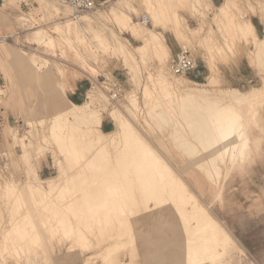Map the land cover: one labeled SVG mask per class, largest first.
Wrapping results in <instances>:
<instances>
[{
  "label": "bare ground",
  "instance_id": "6f19581e",
  "mask_svg": "<svg viewBox=\"0 0 264 264\" xmlns=\"http://www.w3.org/2000/svg\"><path fill=\"white\" fill-rule=\"evenodd\" d=\"M176 1L182 2L183 4L189 3V0H176ZM196 1L199 2V0H196ZM13 2L14 0H2V2L0 3V25L7 24L9 25L7 26L8 28L10 27V23H9V20H7V17H8L7 13L9 9L12 8ZM36 2L39 7L35 8V10L44 11L48 19H51L50 21L52 25L49 26L48 28L51 30V32L49 33L48 30L44 29L39 24L35 25L37 23L36 22L37 19L33 14H36L37 12H34L33 14L18 15L15 18L17 23L21 26H27L26 29L29 31L27 35H25V40L27 41V43L31 45H35V48L29 47L26 50L23 48L22 49L18 48L19 49L18 51L20 52V56L16 57L12 54L14 47L11 44L9 45V43L6 40V36L4 34H1L0 32V61L1 62H4L7 64L12 60V62L25 63L24 64L25 74L29 78L37 79L39 81H42L48 84V77L47 75L42 74V70H43V67H46V65L49 64V60L41 57L38 54V50H40L43 47V50L50 51L51 55L54 56L56 55L55 53L56 47H60L63 43H65L69 45L70 47L71 46L74 47L75 49L74 55L82 59V61L84 62L85 65L81 64L82 65L81 68L83 71L88 70V69L94 70V68L91 65L85 63V61H87V59L91 57L92 54L95 53L94 45L92 44L91 40L87 36V31H90V30L94 31L93 37L95 40H97L99 45H110L112 50L115 53H117L122 59V61L124 62L134 61L135 58H134V54L132 53L133 51L128 47L125 40H122V38L119 37V34L117 33V31L110 29L109 34H106L99 30L98 31L93 30V28H91L92 19H91V16H89L88 14H82L76 20H71L66 15L68 14L70 10L67 6H64L65 10L61 12V9L56 4V2H52L50 0H36ZM255 2H256V6L259 11V14H261L262 20L264 23V0H255ZM143 3H144V8L146 12L152 15L154 22L156 23L158 21L161 22V23L160 22L158 23L162 25V30L157 31L153 29L155 24L151 26L152 28L148 27L144 23L148 21V16H147V20H144V21L134 20L130 16V12H136V7L134 5H131L129 0H119L117 3L113 4L109 8L107 17L111 20V22H113V24L117 27V29L126 30L131 37L140 41V44L134 47V51L137 52L142 59L146 58V56L149 57L150 55H152L156 64L159 66V68L157 67L158 71L156 68L157 73L155 74V78L152 75L149 77V79H150L151 84L155 88L157 84L164 85V87H161V86L159 87H161L160 88L161 93L166 98L167 102L161 105L160 100L158 98H155L154 101L151 103V110L148 113V117L155 122V125L161 131H163L166 127H171V132H170L171 138L173 142L175 143V146H177L184 155H187L192 159V163H193L192 165L195 167V171L193 170L194 173L192 170L189 171L185 167L181 169H177L172 164L170 159H169L170 162L167 160L165 161L164 160L165 157L163 158V156H159V154H157L156 151L148 147H145L143 151L146 157L151 158L153 162V167L146 168V169L143 167L140 169L139 167L137 168V172L145 176V178L141 179V185L138 188L133 187L132 185H127L128 180L126 179L124 180V183L121 185H111L112 177L107 178V181L102 186L103 188H100L103 191V192L101 191L102 196L99 197L98 199H95V200L92 199L90 201L89 211L86 210L87 213L85 215L79 212L81 209H83L81 210V212L82 211L85 212L84 211L85 207H84L78 210V213L81 215L80 217H75V216L72 217L71 215H73L74 213L71 214L70 217L69 216L62 217L63 216L62 214H64L65 212L64 209H70V208L72 209V207H69L66 202L65 204L69 208L68 207L65 208L66 206L64 207V204L63 205L60 204V202L62 203L63 200L62 201L59 200V197L64 189H68L69 190L68 193H70L71 184L67 185L69 184L68 182H70L67 176L72 177V176L77 175V173H81L79 172L80 169H83V172H84L85 170L84 168L89 165L97 166V167L94 166L95 169L101 168V166L106 165V163L103 162L106 160H113V162L109 163L110 164L109 166L111 165L113 166L114 164H118V165L120 164L119 168L122 169V174L125 176H130L129 175L130 170L128 169V167L125 166V161L117 162L118 158L116 156H107L105 154V150L102 152H97L96 147L105 148L108 145L113 146V145L118 144L121 141L120 139L121 135L119 136L121 132H125V135L127 137L129 136V138L132 139L133 129L131 128L130 126L131 124L129 123L126 116L122 114H117L116 112L112 113L111 111L110 116H113L114 119H117L116 122L118 123V125H116L115 128L109 131L102 130L101 129V122L103 118L101 114L102 112L100 113L98 109H95L93 107L95 105L91 106V104H93L91 102L95 99L97 100L98 96L95 97L89 94L91 96L90 97L86 95V100L83 102H79V103L74 102L71 99H69V97L66 96V90L68 87L66 86L65 74L60 67H57L56 68L57 74L60 77V82H59V86L57 89L61 93V95L65 97V100H64L65 107L58 108V110H56V113L52 117L51 122L49 124L48 138L44 135L42 137H43V140L45 141L49 139L51 143L57 144L55 152H58L62 156L63 160L67 164V167L66 165L63 164L62 159L57 157L53 161V165L56 167V171H57L55 175L41 178L39 177V174L37 173V169L35 171L34 168L30 166L28 169V174L31 173L32 178H28L24 183H21L20 186L17 185L18 184L16 183L17 180L16 181L15 180L5 181L0 186V190L2 191V193L0 192V194H1V197L3 198V202L6 207L8 206L9 211L11 212L9 218L11 220L12 218L17 220V223L19 222L18 225L15 224L14 226L11 227V230L13 231L15 230L14 236L19 239L16 238L17 240L15 239V241L11 240L13 241V242H10V245L11 244L13 245L12 250L11 249L6 250V254L20 255V252H22L24 253L25 257L28 258L29 253L32 252L36 254L38 253V249H40L41 252H46L52 249L53 247L52 241L47 240L46 242V239H49L55 235V232L53 233L54 230H56L58 234H60L58 236L59 238H67V235L65 234V230H63V228L65 227L67 228L68 226L72 227L71 229L74 228V231H73L75 232L74 241L76 240L77 242H80V244L83 245L84 240H87L86 241L88 242L86 243L87 248L91 249L93 247V243H91L89 239V234L91 232H94L95 230L100 231L102 230V228L107 230V227H108V230H114L115 228H117L118 230L123 226L125 227L126 224H128V226L129 224L130 226L135 225L134 223H131L130 219L136 213L137 214L135 215V217L138 215L139 208H137V205L140 203L141 199L143 200L142 198L143 196L140 194H142V191L146 190L148 187H150L148 188V191L150 190L152 192L151 195L154 197V198L150 197L148 201H151L154 199L153 200L154 202L152 201L154 204L151 205L149 204L148 201H143L140 206H143L142 208H144L143 211L145 212L149 210L153 211V209L154 210L156 209L155 211H157V209H159L158 212H155L151 221L155 223L156 220H158L159 218L166 219L167 221L169 220V225L175 228V223L171 220V218L167 217V215H169L168 214L169 212L165 213L166 211L165 208L168 209V206H169L168 210L169 211L172 210L174 215L179 220L180 227L177 228V230L181 229V232L183 233L184 243L182 242L183 240L181 241V238L179 239V235L177 236L176 234L174 235L179 239L178 243H180V241L182 242L180 245H183V248L180 245L177 246L178 244L173 245L172 243V245L176 247H181L183 256L180 257L181 259L179 258L178 260L179 252H181L180 248H179L180 251L178 250L179 252H177V250L176 252H173L175 255V258L172 257L174 259V264H215V263L218 264L219 259H221V255L229 247H231L232 244L236 243L235 240L232 238V236L228 233V231H226V229H224V227L210 214L208 209L204 205H202L201 202H199L197 195L192 192L190 187H188L187 183L182 182L184 181V179L179 178L178 179L179 181L176 179L180 176L179 171L189 176L191 175L193 181L196 183L195 188H197L199 192H202L203 189L200 187L201 185L199 186L200 181H197L198 180L197 176L199 174L196 172V169L203 172L202 175H204V178L207 181H209L213 185H216L217 180L220 179L218 178L219 175L223 176L224 172L227 171L230 167H232L236 163H241L242 160H244V157L247 152L246 150L249 148V144L254 140V137L251 136L250 131H248V128H247L248 125L246 124V121L243 120V112L245 111V109L254 108V106L257 104L258 105L264 104V77L262 78L261 84L259 86H252L248 90H243V91L236 87H230V86L222 87L220 85L221 75L219 74L218 67H216L215 69L213 68L212 73L209 76L206 75L205 77L207 79L205 82H202V83L197 82V81L187 82L186 80H188V78L185 80V78H180V77H178L180 79H173L172 81L167 80L168 78L164 75L163 66H165L164 64L167 58L171 55V50L163 34V31L168 30L170 27L174 28L173 30L175 31V37L177 38L178 41L182 42V41H185L189 37V34L193 36H197V37L199 36L200 33L203 34L202 32L205 31V28L203 26L205 24L203 23L204 25L201 27L200 26L198 27L197 25L194 27V26H190L189 23L186 21L183 24V26L179 28L180 19H179L178 14L173 12L172 14L168 15V17L164 18L165 7L167 6L164 0H143ZM237 9H239V7L237 3L235 2V0H226L225 2H223L222 4L218 6V11L215 13L213 17L220 18V19L221 17L226 18V21L222 22L223 31L221 28L220 30L223 32L221 33L223 34L224 37L231 38L229 42L232 44L231 47L234 50V52L238 51L239 53V50L241 49L242 43L244 41H248L249 39L253 41L254 47L249 49L253 57V62H255L257 66L261 70L264 71V36L260 37L257 34V31L249 17L242 18V20L240 21H234L232 19L231 14L233 13L234 10H237ZM61 13L63 14V16H61ZM64 15H66L67 17ZM144 15H147V14H144ZM60 18H64L65 20L59 21ZM3 21H8V23H2ZM207 30L209 31V28ZM51 33H54L55 35H52ZM10 34L12 35L14 39H17L19 37V32L14 30L13 26H12V29L10 30ZM208 34L209 32L207 33V35ZM199 39H200V36H199ZM211 41H212V37H211ZM240 41H243V42L241 43ZM204 42L207 43V45H211L209 36L207 38L206 37L204 38ZM217 55H219V53H217ZM225 56H226L225 53H221L220 59L221 58L225 59ZM134 63L133 65H136ZM4 70L5 69L0 66V71L2 72L6 80V77H5L6 70L5 71ZM40 90L38 89V91ZM143 91L145 95L147 94L150 95V88L147 85L145 86ZM42 92L40 93L42 94ZM88 93L90 92H87V94ZM48 94L49 96L53 97L54 91L48 89ZM147 98H150V97H147ZM37 104H40V103H37ZM176 115L180 116L183 119V123L173 119V117ZM178 124L180 125V128L177 127ZM6 127H8V129H12V126L10 125L5 126V128ZM79 127L84 128V130L80 132ZM180 129H183V130L180 131ZM84 134H89V136H91L92 134V136H94L92 141L89 140L90 143H89V146L86 148V150L84 146ZM13 139L17 142H20L21 147H22L21 149H23V152H24V153L23 152L21 153L24 154L25 157H27L28 151H27V142L25 141V138L18 136V134L15 133L13 136ZM136 140L138 141L139 145L141 146L143 145V142L139 136H136ZM64 142H65V145H63ZM195 143L200 144L201 147L204 149L203 154H201L200 150L194 151V148H193L194 146H192V144H195ZM158 151L159 150H157V152ZM204 154L207 155L210 159L209 165L207 161L203 160L202 155ZM141 155L143 156V153L142 154L140 153V155L136 156L137 160L138 158L140 159ZM160 155H161V152H160ZM126 157L128 158L129 155L125 153L121 154L122 159H125ZM220 163H225L227 165L225 166V168H223L221 167ZM67 169L70 170L69 171L71 172L70 174L69 173L67 174V171H68ZM176 172L178 173L177 178L175 177ZM100 173L101 172H97V174H100ZM108 173L109 172H107V174ZM109 176H111L110 173H109ZM113 176L115 178V175ZM66 177L67 179L65 180ZM152 177L159 179L158 182H155V183H158L157 185L154 184L150 186L149 183L147 182L150 179H152ZM165 180L167 181L165 182ZM168 180H170V182ZM171 180L175 181V183L172 182ZM144 181L145 183H143ZM159 181L161 183H159ZM201 182L203 186L204 180ZM142 183H143V186H142ZM80 186H83V184H80ZM221 186L222 185L220 181V183H218L217 185L218 188H217V192L214 195V199L221 198L220 197L221 196ZM77 190H79V188ZM126 190L129 191L130 193L128 192L129 194L122 195V192ZM105 191H109V192L112 191V192L107 194L105 193ZM72 195H74V193ZM133 195L138 196V197L140 196L141 199L140 200L139 198L135 199L136 197L135 196L133 197ZM55 196H58L59 201L56 200L55 202L53 200ZM62 198L64 197H61V199ZM74 198H76V196H74ZM78 198L80 200V197ZM133 199H135L134 202H133ZM69 200L70 199H68L67 202H69ZM37 201L41 202V205H44V207L47 208V210L50 206L56 207L57 204L62 205L60 206L61 209L62 207H64L63 208L64 212L63 213L61 212L62 216L60 215L62 218L58 217L60 218L59 226L57 225L58 223L55 224L53 222V219H56V220L58 219L56 216L59 213L57 212L59 210H57V208L56 210L55 209L53 210V208L51 207L49 209H52L53 211L52 212L50 211V214L52 213L53 216L52 215L49 216V213H48L49 211L45 212L44 208L42 207L45 213L41 209V211L44 214L42 213V216H39V217L36 216L38 218L34 219V221H36L35 224L28 223L29 225H27V222L29 221L27 218V216L29 215L28 210L30 209L31 206L33 205L36 206L35 203L37 204L38 203ZM22 202L25 203L26 205L28 204V208L26 210L27 212H25L24 214H21L18 219V217L15 216L14 209H17L18 207H20V205L23 204ZM54 204L56 206H53ZM69 204L71 205L74 203L71 202ZM77 204H76V207L78 208ZM135 204H136L135 207L138 210L134 208ZM78 205L80 206L81 204H78ZM39 207H40V204H39ZM37 209L35 210V212L38 211ZM163 209H165V211ZM37 213L41 215L40 214L41 212L40 213L36 212L35 214ZM47 213L48 215H45ZM16 214L18 215V213ZM142 214L140 213V217ZM2 218L4 217L2 216ZM140 219L142 220V218H139V220ZM30 222H31V219H30ZM37 222H39V224ZM137 222L138 220L136 221V223ZM153 223L151 224L153 225ZM107 224L108 226L106 227ZM142 224L144 223H141V226ZM132 228H130L129 231H131ZM153 228H152V231L154 230ZM26 229H30V230L26 231ZM104 229L102 231H104ZM128 229L127 231H125L126 233L127 232L129 233ZM157 229L160 230V228H157ZM157 229L155 230L156 232L158 231ZM39 230H41V233H39ZM106 230H105V233H106ZM123 230L121 232L115 230V232H117L116 233L117 240H113V242H111L110 244L105 245V248L103 249L95 250L92 253L90 252V254H88L82 259V264H95L92 260L94 258H98L99 255L101 257L102 263L104 264H132L133 257L129 262L128 261L120 262L116 258L117 255H115V253L120 249L119 246L120 247L124 246V244L127 242V240L121 238L124 236V234L122 233ZM102 231L100 232L102 233ZM31 232H34L35 235H32L33 233L31 234ZM100 232H99V235H96L98 239H99L98 236H100L101 234ZM151 232H150V235H151ZM8 233L12 234L13 232H10L7 230L5 234L7 237H8L7 235ZM107 233L109 235L111 234L108 231ZM106 235L107 234H105V236ZM159 235H162V234L159 233ZM164 236H165L164 238H167V234H165ZM154 237L156 238L155 235ZM148 240L150 241V238H148ZM153 240H152V243L157 244V240L155 243L153 242ZM41 242H44V246H41ZM99 243L97 244L99 245ZM152 243L150 244L152 245ZM174 244H176V242ZM157 245L155 246L156 248H157ZM125 246L123 248H125ZM135 246L134 248L136 249ZM167 246L168 245H166L164 249L166 248L169 251V253H171L170 250H172L173 248L169 250ZM140 247H142V245H140ZM171 247L172 246H170V248ZM3 248L5 247L1 248L0 246V253L3 255L2 257L4 259L5 250H3ZM139 249L140 248H138V250L135 252H138ZM151 249H153V247ZM132 250L134 251L133 248ZM150 251H147V252H150ZM162 251H161V254H162L161 256H163V253L165 254V252L162 253ZM128 252L130 251L128 250ZM135 252H132V253L134 254ZM153 252L155 251H152V253ZM227 252L226 254H228ZM148 254L151 255V252ZM155 254H157V252H155ZM129 256H133V255L130 254ZM164 256H166V254ZM153 257L154 256L151 257L152 260H154ZM169 257H171V254H169ZM73 258L74 257L71 256L70 258H68V260L69 261L74 260L75 258L74 259ZM165 259L167 258H163L161 260L165 261ZM167 260H169V258ZM166 262L168 263V261ZM171 262L169 261V263ZM223 264H226V262Z\"/></svg>",
  "mask_w": 264,
  "mask_h": 264
},
{
  "label": "rangeland",
  "instance_id": "374dc122",
  "mask_svg": "<svg viewBox=\"0 0 264 264\" xmlns=\"http://www.w3.org/2000/svg\"><path fill=\"white\" fill-rule=\"evenodd\" d=\"M50 1L56 2V4L60 7L61 12L65 10L64 5H61L56 0H50ZM118 1L119 0H96L97 2L96 9L93 10L92 12L82 13V14H88L89 16H91V19H92L91 28H93V30H97V31L99 30L106 34H109L110 29L117 31V33L119 34V37L122 38V40H125L128 47L133 51L132 53L134 54V58H135L134 61L124 62L122 61L120 56L112 50L110 45H99L97 40H95L93 37L94 31L92 30L87 31V36L89 37L92 44L94 45L95 53L92 54L91 57H89L87 61H85V63L91 65L94 68V70L88 69V70L83 71L81 67L84 64V62L82 61V59L74 55L75 54L74 47L72 46L70 47L69 45L65 43H63L60 47H56L55 49L56 55L54 56L51 55L50 51L43 50V47L40 50H38V54L41 57L49 60V64L46 65V67H43V70H42V74L47 75L48 77V84L45 82L39 81L37 79L29 78L25 74V69H24L25 63L12 62L11 60L9 63L6 64L0 61V66L3 67L7 71L6 72L4 70L6 73V74L4 73L6 80L2 72L0 71V81L3 80L5 83V87H6V96L3 101V106L5 108V111L9 115V123L5 124L4 126H9V125L12 126V129H8V127H6V129L8 130L6 132L7 134H5V132H2V135L0 136V186L5 181H13V180L15 181L17 180L16 183H18L17 185L20 186L21 183H24L28 178H32L31 173L28 174V169L30 166H32L35 171L37 169V173L39 174V177L41 178L55 175L57 171H56V167L53 165V161L57 157L62 159L63 164L66 165L67 167V164L63 160L62 156L58 152H55L57 144L51 143L49 139L45 141L43 140V137H42L44 135L48 138L49 124L51 122L52 117L54 116L58 108L65 107V101H64L65 97L61 95V93L57 89L59 86V82H60V77L57 74V69H56L57 67H60L63 70L65 77H66L67 87H69L68 85L72 83L73 81H78L80 79H86V81H88L87 92H90V93L87 94V92H85L80 102H83L86 100V95L90 96L89 94H91L95 97L98 96L97 100L95 99L91 102L93 103L91 104V106L95 105L93 107L95 109H98L100 113L102 112L101 113L103 117L102 122L104 121L103 123L101 122L102 130L109 131L115 128L116 125H118V123L116 122L117 119H114L113 116H110L111 111L112 113L116 112L117 114H122L126 116L129 123L131 124L130 125L131 128L133 129L132 139L134 141L130 139L129 136L127 137L125 135V132H121L119 134V136L121 135L120 136L121 141L118 144L113 145V146L108 145L105 148L96 147L97 152H102L105 150V154L107 156H116L118 158L117 162L125 161V166L128 167V169L130 170V174H129L130 176H125L122 174V169L119 168L120 164L119 165L114 164L113 166L112 165L109 166L110 165L109 163L113 162V160L103 161L106 163V165L101 166V168L95 169V167L97 166L89 165L84 168L86 171L84 170L83 172V169H80L79 172L81 173H77V175L72 176V177L67 176L68 180H70V182H68L69 184L67 185L71 184L70 185L71 190H70V193H68L69 190L64 189L59 197V200L60 201L63 200V202L62 203L60 202V204L62 205L64 204V207L66 206L65 204L66 202L69 207H72V209L71 208L64 209L65 210L64 212L63 210L64 207H62L61 209L60 206L62 205L60 204H57V206L55 204L53 205L56 207L50 206L51 208H53V210L54 209L56 210V208L57 210H59L57 211L59 212L57 216L55 215L57 218L58 217L62 218L65 216L70 217V215L73 213L74 214L71 215L72 217L73 216L80 217L81 215L78 213V210L84 207H85L84 208L85 212L83 211L81 212V210L83 209H81L79 212L85 215L87 211H89L90 201L92 199L94 200L98 199L99 197L102 196L101 193L103 191L100 188H103L102 186L107 181V178L112 177L111 185H121L124 183V180L126 179L128 180L127 185H132L133 187L138 188L141 185V179L145 178V176L143 174L138 173L137 168L139 167L140 169L143 167L146 169V168L153 167V162L151 158L145 156V153L143 151L145 147H148L156 151V153L159 154V156H163V158L165 157L166 158V159L164 158L165 161L166 160L169 161L170 159L172 164L177 169H181L185 167L189 171L191 170L195 171V167L192 165L193 164L192 159L189 156L184 155L182 151L177 146H175V143L173 142L171 135H170L171 127H166L163 131H161L157 128V126L155 125V122L148 117V113L151 110V103L154 101L155 98H158L160 100L161 105L167 102L166 98L162 95L161 89H160L161 87H164V85L157 84L155 88L150 82L149 77L153 75V77L155 78V74L157 73L158 68H159L154 58L152 57V55H150L149 57L146 56V58L142 59L139 56V54L134 51V47L139 45L140 41L131 37L126 30L117 29V27L113 24V22H111V20L107 17L109 8L113 4L117 3ZM225 1L226 0H220L221 2L220 4H222ZM1 2L2 0H0V3ZM129 2L131 5H134L136 7V12H130V16L134 20L142 21L141 16L144 14H147L148 21L144 23L148 27H151L153 26V24H155L153 29L157 31L162 30V25L158 23L160 21L156 19L158 22L157 23L154 22L152 15L146 12L144 8L143 0H129ZM164 2L165 4H167V6L165 7V14L167 15L164 14V18L168 17V15L172 14L173 12L178 14L179 19H180L179 28H181L183 24L186 22V20L184 19V12L189 13L194 19V21L192 22L188 21L190 26L195 27L197 25L198 27L199 26L201 27L205 24L203 26L205 28V31L202 32L203 34L201 33L199 34L201 40L199 39V36L197 37V36H193L189 34V37L185 41L181 42V41H178L177 38L175 37V31L173 30L174 28L170 27L167 31L173 37L170 39V42H173V41L178 42L180 48L189 49L192 55L194 56V58H196V56H200V57L202 56L203 59L207 61L209 65V73H208L209 75L212 73L213 68L215 69L216 67H219L220 63H228L230 61L234 62L237 59L244 57V61L241 64L242 66H244V68L239 69L237 73L233 72V78H235V80H233L232 82L226 81L224 79V75L222 71L219 69V74L221 75L220 85L222 87H227V86L236 87L243 91V90H248L252 86H259L261 84L262 78L264 77V71L261 70L255 62H253V57L249 50L254 47L253 41L250 39L244 42L240 41L241 43L242 42L243 43H242L241 49L239 50V53L238 51L234 52V50L231 47L232 44L229 42L231 38H226L222 34L223 33L222 32L223 31L222 22H225L226 18L221 17L220 19V18L213 17L215 13L218 11V6L220 4L217 6H214L210 3L209 0H199V2H197L196 0H189L188 4H183L182 2H178L176 0L175 2L174 0H168V1L164 0ZM235 2L237 3L239 9L233 11V13L231 14L232 19L234 21H240L242 20V18L249 17L251 19L252 16L257 17L258 19H260L262 24L258 25L255 20H254V23L256 24L258 28V35L260 37H263L264 36V23L262 20V16L261 14H259V11L257 9L255 0H250V1L249 0H235ZM37 7L39 6L36 0H14V2L12 3V8H10L7 13L8 14L7 20H9L10 27L8 28L7 26L9 25L7 24L0 25V32L1 34H4L6 36V40L9 43V45L11 44L14 47L12 54L16 57L20 56V52L18 51L20 48L21 49L23 48L25 50L28 49L29 47L35 48V45H31L27 43V41L25 40V35H27L29 31L26 29L27 26H21L17 23L15 18L18 15L33 14L34 12H37L36 14H33L37 19L36 21L37 23L35 25L39 24L44 29L48 30L49 33L51 32V30L48 29L49 26L52 25L50 21L51 19H48L44 11H41V10L36 11L35 8ZM166 8L167 10L168 9L169 10L167 11ZM166 11L169 13H167ZM69 12L68 14H66L68 18L71 20H76L77 18L71 17ZM61 16H63L62 13H61ZM64 18H60L59 21H64L65 20ZM2 23H8V21H3ZM12 26L14 30L19 32V37L17 39H14L12 35L10 34V30L12 29ZM208 28H209V31L207 30ZM220 28L222 29V31L220 30ZM208 32L209 34L207 35ZM51 34L55 35L54 33H51ZM201 36H203L204 38L205 37L207 38L209 36L211 45H207V43L204 42V38ZM211 37H212V41H211ZM217 53H219V55H217ZM221 53L226 54L225 59L223 58L220 59ZM173 56L171 54L167 58L164 64L165 66H163L164 75L168 78V79L166 78L167 80L172 81L173 79H180V78H185L186 80L188 78L189 81L186 80L187 82L197 81V82L202 83L206 81L207 78L205 76L206 75L209 76L208 74H205L203 75V78L201 77L198 79H195L192 76L191 72L187 75L172 74L169 69V64ZM150 57H152L153 59ZM133 63L136 65H133ZM247 63H248V67L245 66L247 65ZM196 66H197V62H196ZM156 68H157V71H156ZM99 75H104V76L109 75L110 78L113 79V81L115 80L117 83L121 85V97L118 101H116V103L109 101L104 95V93L99 88L95 87L96 86L95 81L97 82V78L101 79ZM91 84L93 87H91ZM144 85L145 86L147 85L150 88V95L147 94L149 96L144 94V91H143L145 88ZM37 88L41 90L38 91ZM48 89L54 91L53 97L49 96ZM40 92H42V94ZM147 97H150V98H147ZM37 103H40V104H37ZM46 107L50 113L48 112ZM173 119L183 123V119L178 115L174 116ZM243 120L246 121V124L248 125L247 127L248 131H250L251 136L254 137V140L249 144V148L246 150L247 152L244 157V160H242L241 163H236L235 165L230 167L227 171L224 172L223 176L219 175L218 178H220L221 180L218 179L216 185H213L209 181L204 180V185L205 187H208L207 188L208 190H206L203 194H200L198 189L195 188L196 183L193 181L191 175L189 176L187 174H184L183 172L181 173L180 171H179V175L181 177L180 176L178 177L177 172L175 173L176 176L174 175L176 178L178 177L177 179L174 177L176 180H178L179 178H183L187 180V181H182V182L187 183L188 187H190L192 191H195V193L199 197V202H201L203 205L209 206L210 211L221 220L222 224L225 226V228L229 231L232 238L235 240L236 243L232 244L231 247L228 248L229 250L227 249L221 255L222 260L219 259L220 264H223L225 262L226 264H264V104L263 105L257 104L254 106V108L245 109V111L243 112ZM177 127L180 128V125L178 124ZM79 129H80L79 130L80 132L84 130V128H81V127H79ZM182 130L183 129H180V131ZM15 133L18 134V136L25 138V141L27 142V151H28L27 157H25L24 154L21 153L23 152V149H21L22 147H21L20 142H17L13 139V136ZM26 136L27 137L29 136L28 137L29 139ZM136 136H139L141 138L143 142L142 146L139 145L138 141L136 140ZM93 137L94 136H92V134L91 136H89V134H84L85 150L89 146V143L90 141H92ZM63 145H65V142L63 143ZM197 146L201 147L200 144H197ZM157 150L159 151L157 152ZM160 152H161V155H160ZM122 153L129 155V157L122 159L121 158ZM140 153L141 154L143 153V156L141 155L142 158L140 157V159L138 158L137 160L136 156L140 155ZM220 164H221V167L223 168H225V166L227 165L225 163H220ZM69 171L70 170L67 171V174L71 173ZM97 172H101V173L97 174ZM107 172H109L111 176H109V173L107 174ZM196 172L199 174L197 176L198 179H201V177H203L201 176L203 172L197 169H196ZM113 175H115V178ZM67 177L65 178V180L67 179ZM69 178H71L72 180ZM158 180L159 179L152 177V179H150L147 182L149 183L150 186L154 184L157 185L158 183H155V182H158ZM166 181L167 180H165V182ZM168 181L170 182V180ZM171 181L175 183V181L173 180ZM220 181L222 185L221 186V198L213 199L215 193L217 192V185L218 183H220ZM78 183L83 184V186H80V184ZM143 183H145V181ZM143 183H142V186H143ZM159 183L161 182L159 181ZM86 186L87 187L89 186L88 189ZM78 188L79 190H77ZM148 188L146 190H143L142 194H140L143 196V197L141 196L143 200L140 198V196L138 197V196L133 195V197L134 196L136 197L135 199H138V198L139 200L141 199L140 203L137 205V208H139V210L135 207L136 204L134 205V208L138 210L141 214L144 212L142 214L143 216L141 215V217H140L139 212H138V215L136 216L137 218L135 217L137 213L133 217H131L130 219L131 223H134L136 226L135 225L130 226V224L128 226V224H126L125 227L123 226L118 230L117 228H115L114 230H108V227H107L108 224H107L106 225L107 230L104 228H102V230L104 229V231L100 230L104 234H102L99 230H95L94 232H91L89 234V239L91 243H93V247L91 249L87 248V244H86L88 243L86 242L87 240H84L83 245L80 244V242H77L76 240L74 241V235H75L74 234L75 232H73L74 228L71 229L72 227H69V226L68 227L70 229L68 227H67L68 229L66 227L63 228V230H65V234L67 235V238H59L58 236L60 234H58V232L54 230L53 233L55 232V235L52 234L54 236H52L49 239H46V242L47 240L52 241L53 243L52 249L46 252H41L40 249H38V253L36 254L32 252L29 253L28 258H26L24 253L22 252H20V255L6 254V250H10V249L12 250L13 245L12 244L10 245V242L15 241V239L17 238L14 236L15 230L14 231L11 230V227L14 226L15 224L18 225L19 222L17 223V220L13 218L11 220L9 218L11 212L9 211L8 206L7 207L5 206L3 202V198L1 197V194H0V206H1L0 208V246L1 248L2 247L6 248V249L3 248V250H5L4 259L2 257L3 255L0 253V264H82V259L88 254H90V252L92 253L95 250L103 249L105 248V245L110 244L111 242H113V240H117V237H116L117 232H115V230L121 232L123 229L124 230L122 233L124 234V236L121 238L127 240V242L124 244V246L126 245L125 248H123L124 246H121V247L119 246L120 249L119 250L117 249L118 251L115 253V255L118 256V257L116 256L118 261L120 262L128 261L129 262L133 257L132 264H162L164 262H165L164 264H166L167 263L166 261H168L169 263V261L171 262V260H172L171 263L174 264L173 258H175V255L173 252H176V250L177 252H179L181 250V252H179L178 260L180 257L183 256V252H182L183 245H180L182 242L184 243L183 233L181 232V229H178L179 232L177 230V228L180 227L179 220L174 215L171 208H170L171 211L168 210L169 209V206H168V209L165 208L166 211L168 210L167 212L165 211V209L163 210L165 211V213L169 212L168 214L170 216L167 214L166 215L167 217L171 218V220L175 223V228L171 227L169 225V220L167 221L166 219L159 218L158 220H156L155 223L151 221L155 212H158L159 209H157V211H155L156 209L155 210L153 209V211L149 210L145 212L143 211L144 209L142 208L143 206H140L143 201H148L150 197L154 198L151 195L152 192L150 190L148 191ZM0 192L2 193L1 190ZM111 192L105 191V193L107 194ZM128 192L129 191L127 190L123 191L122 195L129 194L130 192L129 193ZM73 193L74 195H72ZM64 194L66 195V197ZM76 194L78 195V197H80V200ZM83 195L85 198L83 197ZM74 196H76V198H74ZM61 197H64V198L61 199ZM67 197L68 199H70L69 202H67L68 200ZM135 199H133V202L135 201ZM211 199L214 200V202H212L213 203L212 205L210 202ZM53 200L56 202V200H58V196H55ZM153 200L148 201L149 204L151 205L154 204ZM70 201L74 203V204H71L73 206L69 204L71 203ZM74 201L76 202V204L78 202V204H81L83 206L80 205L81 206L80 207L77 204L78 206L77 208ZM37 202H38L37 203L38 205L35 203L37 207L33 205L28 210V214L31 216L29 215L27 216L29 220L27 222V225H29L30 223L35 224L36 221H34V219L38 218L39 216H42V213L44 212V210L45 212L49 211L48 212L49 216L52 215V213L50 214V211L52 212L53 210L49 209L50 208L49 206L47 210V208H45L44 205H41V202L39 201ZM39 204H40V207H39ZM68 206H66L65 208H67ZM42 207L44 208V210ZM18 208L14 210H15V216H17L19 219V216L21 214H24L25 212H27L26 210L28 208V204L26 205L25 203H23ZM36 209L38 210L36 212H39V213L41 212L40 213L41 215H39L38 213H37L38 215L35 214ZM41 209L43 212L41 211ZM61 212L62 213L64 212V214H62L63 216L61 215ZM16 213H18V215ZM48 213L45 215H48ZM2 216L4 218H2ZM138 217L142 218V220L141 219L139 220ZM29 218L31 219V222ZM60 218H58L57 220L53 219V222L55 224L58 223L57 224L58 226L60 224ZM137 220L139 223L138 222L136 223ZM150 222L153 223V225ZM37 223L39 224V222ZM141 223H144L145 225L142 224L143 226L142 227ZM150 224L152 225V227ZM154 225L156 229L160 228V230L157 229L158 231L156 232ZM130 228H132L133 230L131 229V231H129ZM152 228L154 229L153 231H152ZM127 229L129 233L125 232L127 231ZM7 230L10 232H13L12 234L8 233L7 234L8 237L5 235ZM28 230L30 229H26V231ZM105 230H106V233H105ZM107 231L111 233L110 234L111 236L107 233ZM99 232L102 235L100 234V236H98L99 237L98 239L96 235H99ZM150 232H151V235H150ZM39 233H41V230H39ZM159 233L162 235H159ZM179 233H181L182 236ZM31 234L35 235L34 232H31ZM105 234L107 235L105 236ZM165 234H167V238H164ZM174 234H176V236L179 235V239L181 238V241L182 240L183 241L182 242L180 241V243H178L179 239ZM154 235L156 236V238L154 237ZM151 237L152 238L154 237L153 238L154 240ZM148 238H150V241L148 240ZM175 238L177 239V241ZM152 240L154 243L157 240L158 245L155 243L157 245V248L155 247L156 245L152 243ZM175 242L176 244H174ZM97 243H99V245ZM150 243H152L153 246ZM172 243L173 245L178 244L177 246L180 245L182 246V248L173 246ZM140 245H142L143 248L140 247ZM166 245H168L167 248H169V250L172 248L174 250L173 249H172L173 251L170 250L171 253H169V251L166 248L164 249ZM41 246H44V242H41ZM134 246L136 247V249L134 248ZM170 246L172 247L170 248ZM152 247L153 249H151ZM132 248L134 249V251L132 250ZM138 248H140L139 251L135 252L138 250ZM128 250L130 252H128ZM131 251L135 253L133 254ZM147 251L151 252V255L154 256L153 257L154 260H152L151 258L152 256L148 254L150 252H147ZM152 251L157 252V254H155V252H153L154 253L153 254ZM161 251L162 253L165 252L166 256H164L165 255L164 253H163V256H161L162 255ZM226 252L228 254H226ZM130 254H132L133 256H129ZM169 254H171V257H169ZM71 256H73L75 259L73 258L74 260L69 261L68 258H70ZM160 258L161 259L169 258V260L165 259V261H163ZM92 261L95 264H104L101 261L100 255L98 258H94Z\"/></svg>",
  "mask_w": 264,
  "mask_h": 264
},
{
  "label": "crops",
  "instance_id": "0c3cea01",
  "mask_svg": "<svg viewBox=\"0 0 264 264\" xmlns=\"http://www.w3.org/2000/svg\"><path fill=\"white\" fill-rule=\"evenodd\" d=\"M210 1V3L212 4V5H214V6H217V5H219L221 2H220V0H209ZM58 2V1H57ZM59 3V2H58ZM62 5V4H61ZM184 19L188 22H192V21H194V19H193V17L189 14V13H186V12H184ZM254 20L257 22V24L258 25H261L262 23H261V21H260V19H258L257 17H255V16H252L251 17V22L253 23V25H254V27H255V29H256V31H257V34H258V28H257V26H256V24L254 23ZM163 34H164V36H165V38H166V41H167V43H168V45H169V47H170V50H171V54H172V56L174 55V54H176L178 51H180V46H179V44H178V42H170V39L171 38H173L172 37V35H170L169 34V32L167 31V30H165V31H163ZM170 43V44H169ZM195 60H196V62H197V66H196V68L191 72V74H192V76L195 78V79H198V78H203V75H205V74H208L209 73V65H208V63H207V61L206 60H204L203 59V57L201 56H196V58H195ZM244 61V57H242V58H239V59H237L236 61H230V62H228V63H220L219 64V69L222 71V73H223V75H224V79L226 80V81H229V82H232L233 80H235V78H233V72H235V73H237V71L239 70V69H241V68H244V66H242L241 64H242V62ZM245 66H247L248 67V63H247V65H245ZM209 75V74H208ZM107 76H109V75H107ZM239 79V78H238ZM88 80V79H87ZM3 81V80H2ZM248 81H250V80H248ZM1 82V81H0ZM4 82V81H3ZM90 82V81H89ZM69 87L67 88V90H66V95H67V97H69V99H71L72 101H74V102H77V103H79L80 102V100L83 98V96H84V94H85V92L87 91V89H88V81H86V79H80V80H78V81H73L72 83H70L69 85H68ZM69 95V96H68ZM3 111H4V115H5V119H6V123L5 124H7V123H9V115L7 114V112L5 111V108H4V106H3ZM104 122V121H103ZM102 122V123H103ZM110 127V126H109ZM3 132H5V134H7L6 132H7V129L5 128V126H4V128H3ZM192 146H194L193 148H194V151H198V150H200L201 151V154H203L204 153V149L202 148V147H198L197 146V144L195 143V144H192ZM197 148H199V149H197ZM202 157H203V160L204 161H207V163H208V165H209V161H210V159H209V157L207 156V155H202ZM207 165V166H208ZM213 172V171H212ZM213 175H215V174H213ZM201 176H203V177H201V179H198L197 181H200V183H199V186L203 189L202 190V192H200V194H203L206 190H208L207 188L208 187H205V185H203L202 186V182L201 181H203V180H206L205 178H204V175H201ZM184 181H186L185 179H184ZM218 188V187H217ZM193 193H195V191H192ZM196 194V193H195ZM197 195V194H196ZM221 197V196H220ZM197 198L199 199V197L197 196ZM214 199V198H213ZM213 199H211L210 200V202H211V205L213 204L212 202H214V200ZM203 205V204H202ZM207 209H208V211L210 212V214L224 227V229H226L225 228V226L222 224V222H221V220L218 218V217H216L211 211H210V209H209V206L208 205H204ZM139 212V211H138ZM226 231H228L227 229H226ZM228 233H229V231H228ZM230 234V233H229Z\"/></svg>",
  "mask_w": 264,
  "mask_h": 264
},
{
  "label": "built area",
  "instance_id": "2783aa9c",
  "mask_svg": "<svg viewBox=\"0 0 264 264\" xmlns=\"http://www.w3.org/2000/svg\"><path fill=\"white\" fill-rule=\"evenodd\" d=\"M60 4L67 6L70 9V15L73 18H79L82 13H89L96 9V0H56ZM142 21L147 20V15L141 16ZM196 68L195 58L189 49H180L170 61L169 69L174 75H187ZM95 87L99 88L106 98L116 103L121 97V85L110 76L99 75ZM91 87L92 84H91ZM6 96V87L3 81L0 82V136L2 135L4 125L6 123L3 101Z\"/></svg>",
  "mask_w": 264,
  "mask_h": 264
}]
</instances>
